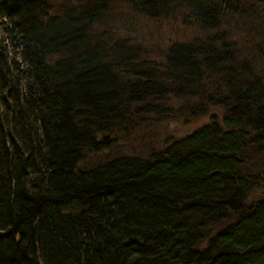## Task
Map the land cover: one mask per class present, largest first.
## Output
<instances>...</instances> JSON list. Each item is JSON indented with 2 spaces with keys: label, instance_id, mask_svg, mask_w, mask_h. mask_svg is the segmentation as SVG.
Instances as JSON below:
<instances>
[{
  "label": "trees",
  "instance_id": "1",
  "mask_svg": "<svg viewBox=\"0 0 264 264\" xmlns=\"http://www.w3.org/2000/svg\"><path fill=\"white\" fill-rule=\"evenodd\" d=\"M165 99L206 119L142 153ZM0 264H264V0H0Z\"/></svg>",
  "mask_w": 264,
  "mask_h": 264
},
{
  "label": "rangeland",
  "instance_id": "2",
  "mask_svg": "<svg viewBox=\"0 0 264 264\" xmlns=\"http://www.w3.org/2000/svg\"><path fill=\"white\" fill-rule=\"evenodd\" d=\"M112 16L113 19H121L115 23L119 25L118 27L123 30L126 35L142 41L150 39L154 47V53H152V55L159 62L162 61V58L159 57L160 54L158 55V42L161 48H166L168 44L175 40H183L193 35L190 33L189 27L182 24L181 18L178 15L170 19H160L156 21L148 20L138 17L129 10L126 5L119 3L114 6ZM124 21L126 24H123ZM229 25L231 36H236L238 39V47H240L244 53H248L249 51L252 52L253 44L248 34L245 33L241 19L234 17ZM178 102L175 99H165L157 102V107L163 110V112L155 116L157 117V122L152 124L150 135L143 136L140 135L141 132L138 131L134 140L133 138L130 139L131 146L139 149L140 152L143 153L150 147L160 146L167 138H176L186 134L205 121L206 117L186 121L182 114H176L180 108H183H177ZM174 114L179 117L174 116Z\"/></svg>",
  "mask_w": 264,
  "mask_h": 264
},
{
  "label": "water",
  "instance_id": "3",
  "mask_svg": "<svg viewBox=\"0 0 264 264\" xmlns=\"http://www.w3.org/2000/svg\"><path fill=\"white\" fill-rule=\"evenodd\" d=\"M33 232H34V235L37 237V234H38L37 222H35L33 225Z\"/></svg>",
  "mask_w": 264,
  "mask_h": 264
}]
</instances>
